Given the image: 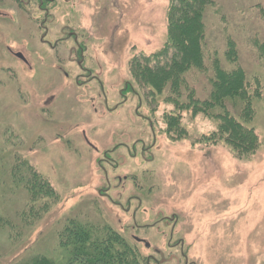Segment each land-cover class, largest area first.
I'll return each mask as SVG.
<instances>
[{"label": "rangeland", "instance_id": "1", "mask_svg": "<svg viewBox=\"0 0 264 264\" xmlns=\"http://www.w3.org/2000/svg\"><path fill=\"white\" fill-rule=\"evenodd\" d=\"M168 7L0 0V219L16 225L18 253L63 260L58 236L77 218L119 233L143 264H264V0H215L206 9L205 70L186 75L183 94L208 99L215 59L226 71L240 67L250 90L258 84L250 126L259 146L242 159L207 140L217 130L210 117L182 112L184 136L174 139L163 120L176 114L166 94L148 98L130 77L133 56L164 47ZM28 169L53 187L55 201L30 208L19 181ZM25 210L34 221L21 219ZM8 233L0 229V253L14 250Z\"/></svg>", "mask_w": 264, "mask_h": 264}, {"label": "trees", "instance_id": "2", "mask_svg": "<svg viewBox=\"0 0 264 264\" xmlns=\"http://www.w3.org/2000/svg\"><path fill=\"white\" fill-rule=\"evenodd\" d=\"M214 6L215 0H169L167 41L164 47L148 56H133L128 68L133 82L148 89V98L166 94L164 102L173 106L176 114L164 115L163 120L167 132L174 134V139L184 136V131L179 129L182 112L189 111L192 118H196L198 114L210 117L217 122V130L207 140L225 143L238 159H242L253 154L259 146L255 130L250 126L253 120L251 102L260 98L258 84L255 83V89L250 90L240 67L235 66L226 71L215 59L211 62V92L208 99H195L192 89L183 99L184 92L189 90L186 75L194 69L205 70L204 16L206 9ZM225 56L228 62H237V52L231 40H228ZM228 101L232 103V113L228 108ZM216 109H219L220 114H214ZM19 181L23 184L21 188L29 195L31 209L38 201L53 202L57 199L53 187L32 169H28L27 177ZM40 207L45 209L48 204ZM30 213L33 212L25 210L21 219L31 218L30 221H34L35 216H26ZM28 223L29 220L25 222ZM4 226L10 231L7 234L9 245L14 247L11 252L4 249L0 253V259L8 260L4 264H143L135 245H130L123 236L109 227L100 228L91 221L81 222L77 218L67 221L58 236L64 259L56 261H48L40 257L39 253H35L32 259L28 258L30 253H18L20 248L16 250L15 247L21 241L18 232L14 233L16 225L0 219V229ZM25 247L31 248L28 245Z\"/></svg>", "mask_w": 264, "mask_h": 264}, {"label": "flooded vegetation", "instance_id": "3", "mask_svg": "<svg viewBox=\"0 0 264 264\" xmlns=\"http://www.w3.org/2000/svg\"><path fill=\"white\" fill-rule=\"evenodd\" d=\"M1 16V15H0ZM75 38V39H74ZM66 39H69V40H73V42L74 43H76V41H77V39H76V35H75V37H74V35L72 34V33H69L68 34V38H66ZM59 44V42H56L54 45H53V47L52 48H56V46ZM18 54H20V53H18ZM16 55V54H15ZM78 57L80 60H83V53L82 52H80V53H78V54H76V55H74V57ZM77 60V59H76Z\"/></svg>", "mask_w": 264, "mask_h": 264}, {"label": "water", "instance_id": "4", "mask_svg": "<svg viewBox=\"0 0 264 264\" xmlns=\"http://www.w3.org/2000/svg\"><path fill=\"white\" fill-rule=\"evenodd\" d=\"M15 57H17L18 59H20L21 61H23L24 63H26L25 59L23 58V56L21 54H16ZM134 241L138 242V243H143L145 248H149V244L144 243V241H141L138 238H133Z\"/></svg>", "mask_w": 264, "mask_h": 264}]
</instances>
